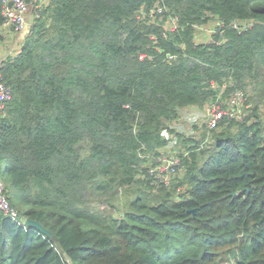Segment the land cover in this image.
I'll return each mask as SVG.
<instances>
[{
    "label": "trees",
    "instance_id": "trees-1",
    "mask_svg": "<svg viewBox=\"0 0 264 264\" xmlns=\"http://www.w3.org/2000/svg\"><path fill=\"white\" fill-rule=\"evenodd\" d=\"M37 13L1 69L14 95L0 163L18 216L0 214V264H264V0H49ZM211 18L224 35L198 43ZM3 20L0 0V40ZM223 86L251 96L246 119L205 147L185 140L182 178L153 184L147 156ZM122 189L135 194L125 212Z\"/></svg>",
    "mask_w": 264,
    "mask_h": 264
},
{
    "label": "built area",
    "instance_id": "built-area-1",
    "mask_svg": "<svg viewBox=\"0 0 264 264\" xmlns=\"http://www.w3.org/2000/svg\"><path fill=\"white\" fill-rule=\"evenodd\" d=\"M2 13H3V23L2 29L11 28L14 31L22 32L26 26V13L29 9V3L26 0H1ZM164 7L158 6L157 8L151 10L149 16L150 18H156L157 15L163 14ZM40 15L36 14V19H39ZM217 24L212 34H210V42L215 43V35H224V27L226 23L216 19ZM172 22V27L170 29L174 30L178 24V17L170 20ZM247 25V24H246ZM205 24L196 25L197 34L200 30H204ZM233 26L240 27L241 23H234ZM33 34V27L30 31ZM222 40L218 41V43ZM4 66V65H3ZM0 68V122L1 118L5 115L7 105L13 98V87L4 79L1 74ZM253 107L251 101V96L244 90H237L229 95L225 94V86H223L216 99L209 101L204 108V124L207 128L206 141L212 139V132L219 129L223 122H243L248 116L249 112ZM167 138L171 141L177 137L168 131L166 133ZM176 144L177 141L174 140ZM164 149V148H163ZM161 150L158 155H148L147 165L149 174L152 179L153 184L163 183L167 186L171 185L178 177H182L185 171V165L183 163V156H188L189 152H183V156L176 151L174 148L166 147V151ZM11 215L13 218L18 216V211L12 207L8 197H7V185L1 175V163H0V214Z\"/></svg>",
    "mask_w": 264,
    "mask_h": 264
},
{
    "label": "rangeland",
    "instance_id": "rangeland-1",
    "mask_svg": "<svg viewBox=\"0 0 264 264\" xmlns=\"http://www.w3.org/2000/svg\"><path fill=\"white\" fill-rule=\"evenodd\" d=\"M217 21L218 20H216L215 18H211L209 22L205 24L206 26H204L205 27L204 30H200L201 32L198 34L196 32V41L198 43L210 42L211 39L210 34H212L213 30L215 29L214 27L217 24ZM170 27H172V22L171 21L166 22V28H170ZM251 101L253 102V100ZM205 106L203 107L195 106V107L182 109L180 117L171 123L170 128L174 129L176 133L180 134V135L174 134L177 137V139L174 138L169 144V147H171V149L174 148L173 151H176L177 153H183L189 151L191 145L185 142V140H187L188 138L201 141V147H205L212 142V139H210V141H206V136L208 133L203 119ZM260 113L264 118V99L260 102ZM219 128H221V126ZM166 133L167 132H165V135ZM214 133L215 131L211 133L212 136L214 135ZM171 135L173 134L171 133ZM174 140L177 141L176 144L174 143ZM163 150L165 152L166 148H164ZM5 170H6L5 166L2 165L1 175L7 185V193H8L12 191V182L8 177V175L6 174ZM180 178L182 177H178L176 179V182ZM134 196H135L134 191L132 190L126 191L125 189H122L115 200V205L117 206L116 207L117 210H121L122 212H125L130 204V201L134 199ZM25 209H28V205L25 206Z\"/></svg>",
    "mask_w": 264,
    "mask_h": 264
},
{
    "label": "crops",
    "instance_id": "crops-1",
    "mask_svg": "<svg viewBox=\"0 0 264 264\" xmlns=\"http://www.w3.org/2000/svg\"><path fill=\"white\" fill-rule=\"evenodd\" d=\"M49 4V0H36V6L29 4L26 13L27 26L22 32L14 31L11 28L2 29L3 38L0 40V68L8 59L15 58L23 52L30 31L36 22L38 10Z\"/></svg>",
    "mask_w": 264,
    "mask_h": 264
},
{
    "label": "water",
    "instance_id": "water-1",
    "mask_svg": "<svg viewBox=\"0 0 264 264\" xmlns=\"http://www.w3.org/2000/svg\"><path fill=\"white\" fill-rule=\"evenodd\" d=\"M188 213H193L195 214V210L189 211ZM26 224L32 227L37 228L38 230H40L41 232H43L44 234L52 237V233L47 230L40 222L33 220V219H27Z\"/></svg>",
    "mask_w": 264,
    "mask_h": 264
}]
</instances>
